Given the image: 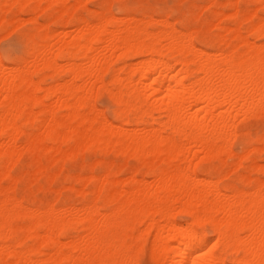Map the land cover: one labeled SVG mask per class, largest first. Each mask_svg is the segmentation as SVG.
<instances>
[{
	"label": "bare ground",
	"instance_id": "obj_1",
	"mask_svg": "<svg viewBox=\"0 0 264 264\" xmlns=\"http://www.w3.org/2000/svg\"><path fill=\"white\" fill-rule=\"evenodd\" d=\"M84 1L0 0V32L32 23L24 56L0 52V264H139L149 242L156 264H264V132L240 124L264 112V0H206L180 27L124 0L78 15ZM92 150L140 164L68 175L80 204L18 192L24 155L32 184Z\"/></svg>",
	"mask_w": 264,
	"mask_h": 264
},
{
	"label": "rangeland",
	"instance_id": "obj_2",
	"mask_svg": "<svg viewBox=\"0 0 264 264\" xmlns=\"http://www.w3.org/2000/svg\"><path fill=\"white\" fill-rule=\"evenodd\" d=\"M124 1L127 4H129L130 6H133L139 10L138 16H141V12L143 10H147L150 13L155 14L156 16L166 14V15H169L171 20L174 21L176 24H178L180 22L179 25H177L178 27H180L181 20L186 18V16L191 17V19H190L191 23L196 24V23H198L199 19L201 20L203 18L208 17L210 15V12H211L209 9H205V8L202 10V12L200 11L201 8H203L204 4L206 3V0H124ZM91 2H92V4H91ZM99 2H100V4H99ZM110 2L113 4L111 5ZM105 4L108 6L111 5L110 8H112V10L117 15H119V16L122 15L120 13V10H119V5H117V4H119L117 0H85L84 6H80L77 13H78V15H86V14L89 15L90 11L93 7L98 9ZM87 5L91 8H89ZM250 5L257 7L260 5V3H259V1L255 0V1H251ZM94 8H93V10H94ZM227 8L230 12L231 11L230 8L229 7H227ZM198 13H199V15H198ZM175 14H176V16H175ZM188 14H189V16H188ZM196 14H197V17H196ZM27 16L28 15H25V18L29 17V16L28 17ZM40 18L42 19V20L40 19L41 22H45V16L44 15H41ZM13 26L9 25L5 28V30L2 29L3 31L1 30L0 37H2V34H4V32H8V31H6V29H8L10 31V28H12ZM15 28H16V25L12 29L15 30ZM31 28H32V23L26 22L23 25H21L20 27L17 26V29L14 32L11 29L12 31H10V33L12 32V34H10L9 36L6 33V35L8 36L7 38H5V37H4L5 39L0 38V39H2V40H0V46L2 45L0 47V52H1L5 62L10 63L11 62L10 58H12V59L13 58H20V57L25 55L26 44L24 43V41H22V39L25 38L26 33ZM217 32H218V29L213 28L211 33L214 34ZM4 36H5V34H4ZM13 40H15V41H13ZM262 41L263 40H261V39L258 40L259 43H261ZM5 46L7 49L5 48ZM8 52H10V53H8ZM131 61H135V59L129 60V62H131ZM94 99H95V97H94ZM95 103L99 108L100 107H101V109L104 108L108 117L113 119V117H114L113 112H114L115 105L112 102V100L109 98V95L107 93H105V92L98 93L96 100H95ZM243 117L240 120V124L244 127V130L246 132L247 137H251V138L255 139L258 136H260L261 134H263V132H264V112L253 113V114L247 115L244 117L245 119ZM239 141L240 140L237 139L233 143V149L236 153L242 151L243 146L241 144V141L240 142ZM100 152H102V151L92 150V151H87V152H83L81 154H78L77 157H75L73 159H68L64 163V167L62 168V174L56 181L48 182L46 180L45 174H41V175H39L40 177L38 178V181H36L34 183L32 182V184L30 183L29 175L27 174L26 171L28 168H32L33 159H32V156L30 154L24 155L18 161V163L15 165L14 170H13L14 172L21 173L22 175L24 174L23 175L24 177L21 181L22 182L26 181L25 184H21L22 182L17 183L18 192H20V193L22 192L21 194H25V195L28 194L34 200L35 199L36 200H42V201H55L56 200L61 205H68L71 203L80 204L82 201H84V196H83V194L78 192V190H75L72 188L73 184L68 180V178H67L68 175H75V173L87 174L88 169L86 167H90L91 165H95V164H96L95 169H96L97 173H102V171L105 169V167L109 164L114 165L115 168H118L120 166H126V168L129 167L127 169H130V168L135 167V166L140 164V162L133 157H129V156L121 155V154H116L115 152H109V153L108 152H102L101 154H100ZM83 155H84V157H83ZM257 156H258V160L260 162L264 163V150H260L258 152ZM24 157L28 158V160L25 159ZM23 158L25 160H23ZM97 159L99 161H97L95 163V161ZM129 160H130V162H128ZM233 161H234V159L229 160L230 165L233 163ZM209 165L211 167L214 165V168L216 169L220 165V161L213 160V162L210 163ZM97 166H99V167H97ZM77 167H78V169H77ZM16 169H17V171H16ZM253 171H252L253 177H255V178L263 177L264 178V171L258 170V169H255ZM258 171H260V172H258ZM25 173H26V175H25ZM235 174L236 173H234V172L231 173L230 176L228 178H226L224 181L235 180V182H236L237 178H236ZM128 175L129 174L127 173L123 176H128ZM61 179H62V181H61ZM29 183H30V186H29ZM66 185H68V187L71 186V188H67ZM75 186L77 188H80L81 185L79 183H75ZM57 190L59 192L58 194H57ZM68 190H69V192H68ZM52 192H54V193H52ZM59 194H60V197H59ZM91 195L92 194H90V193L87 194L88 197H91ZM61 200H63V202ZM177 216H178L179 220L185 221L187 219V216L185 214H182V213H178ZM73 234H76V232H74ZM149 245H150V242L148 243V246ZM148 246L139 255V264H156V262L153 261L151 256H150V249Z\"/></svg>",
	"mask_w": 264,
	"mask_h": 264
},
{
	"label": "snow or ice",
	"instance_id": "obj_3",
	"mask_svg": "<svg viewBox=\"0 0 264 264\" xmlns=\"http://www.w3.org/2000/svg\"><path fill=\"white\" fill-rule=\"evenodd\" d=\"M209 251H211V249H209ZM194 264H195V262H194Z\"/></svg>",
	"mask_w": 264,
	"mask_h": 264
}]
</instances>
